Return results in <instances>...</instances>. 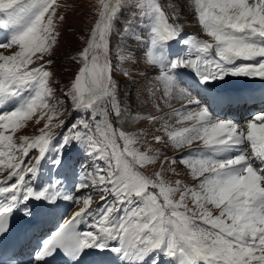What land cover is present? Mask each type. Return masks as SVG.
<instances>
[{
	"label": "snow or ice",
	"instance_id": "1",
	"mask_svg": "<svg viewBox=\"0 0 264 264\" xmlns=\"http://www.w3.org/2000/svg\"><path fill=\"white\" fill-rule=\"evenodd\" d=\"M100 3L79 54L83 66L65 94L77 114L91 119L71 124L69 134L53 144L51 128L64 124L51 125L61 102L50 108L52 61H44L56 43L55 0H0V30H7L0 49H17L0 53V171L8 170L0 181V249L9 237L10 247L29 240L41 218L60 214L63 199L79 204V210L40 239L29 264H51L57 255L65 264H264V111L243 124L221 115V109L247 98L217 86L229 77L264 80V0H189L186 7L208 39L182 32L175 22L181 15L173 8L169 17L163 0ZM124 12L129 15L121 33L141 45L140 59L158 69L156 82L165 95L179 92L188 101L167 114L175 124L165 121L157 129L163 135L154 136L181 152L171 162L184 165L194 182L183 190L179 180L172 186L160 173L151 179L139 171L157 157L141 152L138 136L109 120L122 115L109 37ZM173 46L182 47L172 52ZM117 58L132 59L122 49ZM183 69L192 70L190 84L182 79ZM37 113L48 121L41 135L23 137L17 145L9 133ZM73 146L104 165L89 174L93 191L78 196L62 191L61 177L74 172L66 151ZM89 186L86 178L77 190ZM94 194L100 195L96 208ZM17 214L21 227L14 233L11 221ZM82 223L86 230H78Z\"/></svg>",
	"mask_w": 264,
	"mask_h": 264
},
{
	"label": "rangeland",
	"instance_id": "2",
	"mask_svg": "<svg viewBox=\"0 0 264 264\" xmlns=\"http://www.w3.org/2000/svg\"><path fill=\"white\" fill-rule=\"evenodd\" d=\"M163 3L167 9L169 17H172L173 15V8L176 9L178 15H181L179 22L186 30L184 33H188L194 37L198 36V39H205L207 37L205 36L206 34L202 33L201 28L196 21L193 19L191 20L192 22L186 21L191 19V17H188V12L190 13V10L186 7L189 0H163ZM54 8L55 15L53 17V23L55 31L53 34L56 36V43L52 49L51 55H44V61H52L50 65H47L51 72L49 84L54 92L53 98L49 101L50 108L56 106L57 101L61 102L60 105L56 107V111L61 114L58 117H53L51 125H57L60 120H63L64 124L60 127L51 128L53 133V144L62 140V132L65 131L67 126L79 117V115L81 119H91L85 112L77 114L73 109L71 101L66 99L65 94L68 93L71 83L79 73V69L83 66L79 54L87 46V41L89 40L91 31L98 20V14L102 9V5L100 0H55ZM128 15V12H124V14L120 16L119 20L114 23L113 32L109 37V56L114 66L112 75L114 82L118 86L117 99L122 109L121 117L116 118L114 115H110L109 120L113 121L114 127L117 129L137 135L139 138V144L137 147L141 152H147L150 156L157 157L154 163L138 169L139 171L146 172L147 174L149 173V176L152 179H156L157 177L155 174L160 173L163 176V179L172 186H175V182L179 180L181 181V188L183 190L184 185L191 187L194 182L191 179V176L188 175V170L184 165L180 164L178 160L175 164L171 162V158L178 157L181 152L173 150L170 146H167L166 143H157L154 140V136L163 135L162 132L157 131L161 124L165 121L169 124H175V117H170L167 114L171 113L173 109L181 108L179 107L180 104L177 105V94L178 96L180 94L176 93L174 95L173 93L170 96L165 95L163 85L156 82L158 69L148 66L143 59H140L141 53L139 52V49L141 45L134 43L132 38L122 35L121 29L122 26L126 24V17H128ZM175 22L179 23L178 21ZM137 38H139L138 35ZM121 49L123 50V54L131 56L132 59L120 61L117 58V51ZM16 50L15 47L7 50L0 49V53L11 55ZM187 51L188 48L186 47L185 52ZM42 62L43 61L36 60V64ZM120 69H122L123 72L120 71ZM189 70L191 73L192 70ZM124 73H128V75H125ZM185 77L186 76H183L182 78ZM225 81L220 83H225ZM249 88V91L247 89L244 93H250L251 96L243 93L242 97L251 98L253 96H260L259 93L264 97L263 90H259L257 86H255V88L254 86ZM252 90H256L257 93L253 95L251 93ZM190 96L192 97L193 95L190 94ZM187 103L184 104L186 105ZM245 107L235 109L236 116L243 119V122L245 123L255 114L260 113L257 112L258 108L249 110L252 106H249L247 109H245ZM262 109L264 108H261V110ZM46 111L48 115H52L50 110ZM148 116H156L162 119L153 122L146 118ZM136 117H139V119ZM37 120H39V122H37ZM47 122L46 116L45 118L40 119V114L37 113L31 120L26 121L23 127L17 128L9 134L13 136L14 142L19 145L23 137H28L31 140L33 139V136L35 138L36 136L41 135L40 130L44 128V125ZM32 132L40 133L33 134ZM166 140L167 138L165 137V141ZM192 147L196 148L198 145L194 144ZM66 151L71 162L77 161L74 167L75 176H78V172L82 173V182L87 178L90 185L85 189L89 192L93 191L90 183L91 176L89 174L94 173L95 169L98 167H104L103 163L88 158L79 146L70 147ZM182 151L187 150L185 149ZM35 153L36 150H31L30 155H34ZM34 162V160L31 161V163ZM81 166H83L82 169ZM173 169L175 170L174 172ZM45 170L46 168L43 169V173ZM7 176L8 170L0 171V181H3ZM44 176L45 174L43 177ZM47 179L48 176L44 180ZM63 186L64 183L62 187ZM73 191L75 190L73 189ZM177 195L179 196V194ZM92 199V204L100 203V195L94 194ZM175 199H179V197ZM186 202H188L191 207L190 200ZM74 206L73 209H76L79 208L80 205L75 204ZM66 214H68V212L61 215L60 218Z\"/></svg>",
	"mask_w": 264,
	"mask_h": 264
},
{
	"label": "bare ground",
	"instance_id": "3",
	"mask_svg": "<svg viewBox=\"0 0 264 264\" xmlns=\"http://www.w3.org/2000/svg\"><path fill=\"white\" fill-rule=\"evenodd\" d=\"M192 22V21H191ZM197 24V23H196ZM183 27V26H182ZM7 36V30H0V41H3L5 40ZM202 39V38H201ZM205 39H208L207 37ZM180 47L182 46H173L172 48V52H179L180 51ZM185 51H186V47H185ZM184 72V75L183 76H186L185 78L187 80H190L191 77L188 73H190V70L189 69H183L182 70ZM228 80H232L233 83L234 81L237 83V85L239 86H242L243 85V89L239 92L238 89H235L234 92L235 94H232V95H239V96H242L244 91L247 90L249 87H252V86H257V88L259 90H263L264 92V80H261L260 78H244V77H239V78H235V77H229L227 78ZM222 82V81H220ZM218 82V88L221 90V89H225L224 88V83H220ZM257 83V84H256ZM223 86V87H222ZM179 87L181 89H185L184 85L181 83L179 84ZM226 87V86H225ZM233 87V86H231ZM258 90V91H259ZM228 92H231V88L230 90H227ZM249 91V90H248ZM251 93L254 95L256 92V90H252ZM191 94V93H190ZM245 95H250V93H244ZM260 96H253L251 98H247V102L243 104H247V105H250L251 103H253L252 105V108H259L257 112H262L264 111V109L261 110V108H264V97L263 95H261L259 93ZM156 96V95H155ZM180 96V95H179ZM178 96V97H179ZM251 96V95H250ZM192 99L193 96L191 97ZM246 98V97H245ZM178 99V98H177ZM162 102V101H161ZM171 102V101H170ZM188 101L186 100V102L184 101V103H187ZM260 103L262 105H260ZM170 105V104H169ZM178 105V103H177ZM185 105V104H184ZM236 105V106H235ZM239 104H233L231 106V108L233 106H235L234 108H236ZM260 105V106H259ZM179 107H182V105H179ZM167 109V108H166ZM176 119V118H175ZM77 161H73L72 164L74 165L75 167V164H76ZM43 163V162H42ZM259 163V162H257ZM46 172V173H45ZM44 174L45 176L43 177V179H45L47 176H49V173L47 172V170H45ZM74 175V176H73ZM61 179H63V182H64V186L62 188V191L64 193H67L69 195H72V196H78L80 195L81 193H88L89 191H87L86 189H82V190H77L78 188V185L82 182L83 178H82V174L79 173L78 176H75V174H73V172H70L68 173L67 175V179H64L63 177H61ZM73 186H75V191H72L73 189ZM99 203H96V204H92L91 207L92 208H96L97 205ZM72 201H65L63 199L60 200V209H59V213L58 215H56L55 217H45V218H41L39 223L36 225V227L33 229L35 230V232L39 231V234H41L42 232V235L41 237H44V236H47L48 234H50L52 231H54L56 229V227L58 226L59 223L62 222L63 219H69L72 217V215L74 214V212L78 211L79 208H76V209H73L72 208ZM68 212V214L64 215L62 218L61 215H63L64 213ZM78 227V230H82L83 227H84V230L87 229V224H80L77 226ZM33 230L29 233L31 234L33 232ZM114 264H119L118 261H115Z\"/></svg>",
	"mask_w": 264,
	"mask_h": 264
}]
</instances>
